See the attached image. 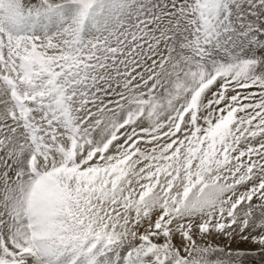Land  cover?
Returning a JSON list of instances; mask_svg holds the SVG:
<instances>
[{"label": "rangeland", "instance_id": "rangeland-1", "mask_svg": "<svg viewBox=\"0 0 264 264\" xmlns=\"http://www.w3.org/2000/svg\"><path fill=\"white\" fill-rule=\"evenodd\" d=\"M98 1L99 0H31L32 5L27 9L29 12L41 13L43 9H46L48 7L52 8L64 2H79L82 4L84 11L90 9ZM120 1H122L123 5H125V1L128 0ZM139 1L140 4L146 7L145 9H143L146 11L148 10L147 12H149V4H146L149 3V0ZM234 1L235 0H197L199 5L198 6L197 2L192 0L193 4L191 5V7L194 12L205 13L208 9L220 5L222 7H228V5H231ZM41 2H45L46 4L44 5ZM96 7L92 15L98 18L100 16L103 17V15L106 14V11L102 10L101 7L97 9ZM248 10L252 11L253 9L249 8ZM117 12H119L120 14V11ZM141 12H143V10L140 9L138 13L140 14ZM174 12V7H171L165 11L166 16H173ZM50 13L48 14L47 11L45 14H42V21H40L41 24L46 21L45 19H48L50 17L53 18V20H55L54 22L56 23L58 19L52 16V12ZM57 14H60V11H58ZM32 16L29 14L23 15L22 13L20 19L18 18L16 22L20 20L18 21L20 23L28 21L29 23L31 22L30 24H32L34 23L33 20H35V18H33ZM62 25H60L59 27H61ZM66 25L68 26V24H65V26ZM220 26L221 25L218 24V29ZM216 42H214V44ZM35 51L39 55L38 60L41 63L44 62V65L47 59L59 62L63 58L62 53L57 54L53 53L52 51H45L38 43L35 44ZM57 69L56 72H58ZM17 77L18 76L13 74V76L9 80L15 82V85H17ZM20 78H23V75ZM73 81L75 80L73 79ZM192 81L194 82L195 80ZM226 85L227 84H224L222 80L216 78L201 91H199L198 104L193 109L194 120H192L190 124H184L183 127L180 126L179 128L182 127L185 130L180 132V134L178 135L174 134V136L170 138V151V148H172L171 146L173 144L181 143L188 134L192 137L193 140L194 137L196 139H199V141L203 140L196 148V150L193 151V153L197 158H202L205 162H207L206 164H208L211 168L208 171L197 170L203 164L198 163V161L194 162L193 165L190 166L193 167V172L184 170V168L187 167L186 165H184L187 161L186 151H189L188 145L186 144L181 149V159H177L178 161H174V163H172L168 159L170 154L167 152V154L165 155L163 150L159 148H157L153 154L157 158L148 160L146 154L149 153L147 151L148 149L150 151L151 148V150H154L155 147L153 146L155 145L156 141L151 138L149 140L146 138L144 142H140L139 144H137L140 147V150H138L140 154L134 155L135 157L131 156V161L128 165L119 164L116 168L117 170L113 173L109 184L105 185L104 189H101L100 184L103 183V177L107 174L108 168H110V164L115 165L120 161V159L123 160V156L131 155L130 151H122L120 155L116 154L124 148L127 140H129L130 142V137L124 138L123 136H121L117 140V143L115 140L113 144H111L109 148L110 150L106 155L110 154L111 156H115L112 158V161L106 163L104 162V164L102 165L103 172L100 176V179L92 182L93 188H91L93 192H90V189L87 188L86 190L84 187L85 185H83V180H80L81 186H79V188L85 189L88 193H93V195L87 194L88 196H86L85 198L86 201L94 203L92 210H94L96 207L95 199L98 197L96 193L100 192L101 190L105 191L107 194L114 193L116 190L117 192H119L120 190L125 191L131 186L136 188L133 199L137 201L139 206H141V204L143 206L148 205V213L154 211H158V213H160L158 214L159 216L157 215V219L153 218L154 220H157V223H160L158 229L156 228V230H158L157 235L154 236L153 232L149 234V232L154 228L153 226L151 228L148 223L146 226L147 229L145 230L146 233L144 232L145 234L143 233L142 235L143 239L145 235H149V237L146 236L149 241H151V239L153 238V240L159 242L161 238L158 235L161 233L160 229L162 227L170 229L167 231V237L170 239H172V237H183V233L187 235L184 240H162L158 244L154 245L159 258H175L178 262L192 260L199 264H264V117H261L262 114L259 115V113H257V111L255 110L256 94L253 93V96H251V98L244 94H238L236 96V93L234 94L233 92L235 91V89L233 88L231 91H229L233 93L232 95H221V92H223L224 86ZM177 92L178 91L176 90L175 93L173 92V94L176 96ZM26 96L28 97L29 94H27ZM214 97H216L217 99ZM90 99L91 98L89 96L84 97V100L89 101ZM163 105L167 107L166 104ZM211 107L216 111L215 118L217 117V125L214 128L213 122H210L209 119L205 118V113H207L211 109ZM146 115L148 116V113ZM238 120H246L247 123L243 121V123L247 124L246 129L236 125ZM141 121L143 124L149 126L147 122L148 119H146L145 117H143ZM203 121L206 123H204ZM39 122H41V120H39ZM204 124H206V126H204ZM42 126L46 128V125L44 123L42 124ZM61 132L62 131H57L56 129L52 131V133H56L58 135H61ZM142 135L145 134L143 133ZM105 138L106 136L102 137V139ZM46 139L51 140V138L48 137ZM48 144L50 146H45L42 142L38 145L36 143H33L23 159V165L29 170V157L34 156L33 165L38 171L36 172L37 175L35 174L38 179H44V175L46 173H52L54 169L60 167V164L65 157L67 160L69 159V164H72V162L75 161V158L77 160L79 158L80 161H78L81 162L84 172L90 173V176L94 168L98 166L96 162H93L87 168L86 166L88 162H86L85 158L83 159V162V160L81 159L80 151H75V154H79H74V156L70 158L71 156L66 154L67 152H65L66 150H63V147L59 149L58 146H54L55 148L52 149L54 151H51V153L47 155V150L51 147L50 141ZM141 145H143L142 149ZM39 147L44 148V152L40 151ZM67 150L70 151L69 146H67ZM55 151L58 152L57 154L60 153V155H57ZM197 158H195L194 160H196ZM57 159L58 163H56L55 161ZM150 162L151 165L149 164ZM206 164H204L202 168H206ZM135 165H137V168L139 169L138 171L134 169L133 166ZM127 166H131V169L126 172L125 170L130 168H128ZM171 169H174V171ZM69 170L70 169H67L65 172L59 171L60 174L61 172H64L63 174H65L67 181L62 180L61 178L60 180L56 178V182H59L58 184L62 185L63 183V186H68V183H70L71 186V181H73L74 179L72 178V176L78 177L77 180L79 181V176L77 174H71L70 177L68 176L67 173L71 172ZM178 172L181 174H177ZM144 173H146V175ZM157 173H161V175H158L157 177ZM175 174L177 175L175 176V180H173ZM152 175L154 176L152 177ZM117 176L120 178V182L117 187H114L112 180H114V178ZM122 181H124L125 183L122 184ZM48 182L49 181H47L46 187L51 189ZM171 182H173V188H169L170 190L167 191L166 187ZM52 183L53 182H51L50 184ZM155 183L158 185L162 184L163 186L161 188H157L155 186ZM61 189L62 191L66 192L63 197L66 196V198H69L70 200L72 194L70 193V189ZM146 191L148 192L145 193ZM127 193H129V195H132L131 192ZM140 193H145L142 197L143 202L138 198ZM122 198L123 200H127V197L124 198V196H122ZM150 202L152 203V205L149 209ZM40 205L45 208V204ZM41 206L40 208L43 209V207ZM118 206H120L119 208L122 210L125 209V206H123V204H118ZM143 212L140 211L139 214V217L141 216V219L143 215H146L147 211L143 210ZM77 214L78 216L80 215V213ZM119 218H122V216H119ZM151 222L153 223V221ZM84 226L88 228L90 227V230L94 229L93 233H99L100 236L102 235V230H104V228L102 227L98 229L94 226ZM18 228L22 241L26 240L29 242V233L25 222H23L22 225L18 226ZM150 228L151 230H149ZM129 232L130 231L128 230L114 231V240H125L126 235ZM135 232H138V230H136ZM22 233L24 234V236H22ZM105 233L111 235L108 229ZM65 236L71 235L65 234ZM138 236H134V234L130 233L128 238L131 239ZM187 237L192 238V240ZM149 241H143L142 245L147 248L150 253H152L151 246L149 247ZM136 242H139V239H136ZM114 243L118 244L115 249L119 252H126L127 249H130L129 244H126L127 246L125 247V244L121 243L120 241H115ZM141 248V245L137 246L131 252H127L126 255H131L133 257L134 254L141 251ZM27 251L28 248H26L25 246L17 248V256L10 259L8 261V264H25V261L28 258V256H26V254L28 253ZM0 253L3 254L2 249L0 250ZM127 257L125 258L124 254L125 259L123 262H126V264H128ZM13 260L15 261L13 262ZM34 260H36V258H34ZM177 261L173 259L159 261L156 258L155 261L146 262L148 264H164L167 262L177 264ZM31 264H35V262H31Z\"/></svg>", "mask_w": 264, "mask_h": 264}, {"label": "bare ground", "instance_id": "bare-ground-1", "mask_svg": "<svg viewBox=\"0 0 264 264\" xmlns=\"http://www.w3.org/2000/svg\"><path fill=\"white\" fill-rule=\"evenodd\" d=\"M16 1L18 3V7H19L17 9V12H18L17 14L18 15L20 14L19 17H21L23 12L20 10V5L22 4L23 1L25 2V0H16ZM112 2L114 3L113 4L114 10L117 8L118 5H120V4L123 5V2L120 1V0H118V1L117 0H112ZM110 3H111V0H109V2L106 3V4L103 3L102 5H98L96 7V9L101 7V9L104 10L105 9L104 6L105 5L109 6ZM144 3H145V1H144ZM124 4L126 6L123 5V7H122L123 9H121L122 10L121 12H122L123 16L128 14L129 11L131 12L130 15L133 14V13L139 14L138 12L141 9L140 6L142 5V4H140L139 0H128V1H125ZM146 4H149V3H146ZM221 11H223V10H221ZM49 13H50V11H48V14ZM73 13H76V12L75 11L72 12V10L70 8H67V6H66L65 9L60 10V14L56 15L57 16L56 19H58L56 21V23L54 22L55 20H53V18H51V17L48 18V19H45L46 21H44L43 24H41V22H39V24L42 26V32H43L42 39L47 41L48 38H49V34H52V36H54V38H57L56 34H58L60 32L61 35H62L61 40L65 41L67 43L70 42V44L74 41V39H76V40L79 39L81 37V35H83V34H85L86 36H89L91 39L93 38L94 41H95L96 40V36H98V32H99L98 30H100V27L106 21V19L104 17H106L107 12H106L105 15H103V17L100 16L99 18L89 15V18L86 19L88 16L85 15L84 19H86V21L85 20L84 21H85V24H86V31H83V32H82V30H80V28L81 29L83 28V24H82V26H81V23L76 24V21H75L76 20V15L73 14ZM25 14L26 13H23V15H25ZM61 14H62V16H61ZM9 15H10L9 18H11V21L13 23V26L11 27V32L13 34H15V35L18 33L17 30L21 29V28H19L21 25L24 26V24H28L29 23L28 21L20 23V22H18L20 20H18L17 21L18 23H17L16 20L18 18H16L15 16H12L13 15L12 13H9ZM29 15H31V14H29ZM63 15H65V16H63ZM35 20H37V19L35 18ZM62 23L68 24V26L67 25L66 26L67 27H72V28H73V25H75L74 26L75 30H73L72 33H67L66 34L65 31L62 30L63 28L65 29V27H64L65 24L62 25ZM31 25L34 26V23H32ZM60 25H62V26L59 27ZM44 26H45V28H44ZM67 29H68V31H70L69 28H67ZM217 30H218V35H216L215 38H214V35L212 36V38L209 40L208 48L211 47L210 49H212V50H215L217 48H218V50H219V48L220 49H226L229 46L230 42H231L232 31H228L225 28V25H223V24L219 27V29L217 27ZM45 35H47V36H45ZM213 41L214 42L217 41V42L214 44ZM24 48L25 49H21L19 51V55H20V56L18 55L19 61H20L21 58L23 60L25 58V55L28 54V51H26V50H28L29 48L28 49H27V47H24ZM246 48L249 49L247 46H246ZM219 52H220V50L218 51V53ZM215 55H217V54L215 53ZM255 61L256 60L251 62V67H255V63H256ZM56 62H58V61H56ZM257 65H258V67L256 68V70H257V73H259L257 76L260 79V81L262 79L261 83H263L264 82V74H263L262 70L264 69V52H261L259 54V58L257 60ZM21 68H22V70H20V75L19 74L16 75V76H18L17 77V79H18L17 82L18 83L16 85V87H18V91H15V95L18 96L21 99H24L26 101V103H27L28 102V98H27L26 95L30 94L33 91H35L36 88L32 87L31 85L27 86L26 80L24 78L28 77L29 69L24 64L22 65V63H21ZM52 68L55 70L54 72L57 74L56 69L58 67L57 68L56 67H52ZM259 68H261V72L259 71ZM58 69H57V71H58ZM59 70H61V68ZM2 75L7 76L9 79L13 76L12 73L8 74V73H6V71H4V72L2 71ZM22 75H23V78H20ZM57 75L60 76V78H59L60 81L62 79H64V77H66V75L64 73H60V74H57ZM85 78L87 79L86 80L85 89L93 91V93H95L97 95V97L94 100H92V101H90L88 103H83V97L84 96L81 93L78 94L77 92H79V91H77V90H74L72 92L68 91L69 94L62 93L63 95L68 97L69 101L66 100L65 102H63V101L59 100V98H58V100H56V105L54 107V108H56V110H55V112L53 114L62 115V114H59V113L63 109L62 103H65L66 106L70 110H72L73 118L76 119V122H75L76 125L81 126L83 128V126H85V125H90V124H94L95 122H98V124L93 127L94 129L91 130L90 133H92V136L95 138L94 142L95 143H100L102 141V137L107 132L108 127L110 125H112V123H113L112 121L110 123H105V124L104 123H102V124L99 123V122H103V120L105 119V114L102 113L103 111H102V107H101L102 100L104 101L105 99H110V100L113 99L114 103H115L117 101V99H118L117 96H116L118 91H115L114 87H112L111 84L107 85L109 83V81H107L106 79H104V77H102V67L100 65H96L95 67L89 69L87 71V76L85 75ZM39 79H41V78H39ZM5 85L7 86V89L9 90V87H10L9 84L7 82H5ZM37 85L41 86L39 81L37 82ZM170 88L171 89H168L169 91L167 90L166 93H167L169 102L172 105H174L175 104L174 102H175L176 98H175V95L173 94V92L175 93L176 90L173 87H170ZM56 97H57V95H56ZM126 99L127 98H125V101H126ZM78 105H80L81 109L76 111ZM15 106H14L13 109L15 111L19 110L18 108H16L17 106L16 107ZM164 107L165 106L163 104H160L158 112L163 113ZM19 112H21V111L19 110ZM87 113H91L92 116L90 117V119L87 122H83L82 118ZM65 114H68V113H65ZM65 116L66 117H69V116L68 115H63V119L66 121ZM30 117L34 120V118L32 117V111H31ZM144 117L147 118L148 116L145 115ZM147 119H148L147 122L149 124V117ZM113 126L111 128H113ZM4 136H5V134H4V132H2V138L0 139V146H3V143L5 141V139H3ZM49 141H51V140H49ZM55 141L56 140H53L52 143H51L53 145V147L56 145ZM89 147H90V145H89ZM77 148H79V147L77 146ZM2 149L3 148L0 147V171H3L4 169H6V168L8 169L9 168L8 159L5 157ZM52 149L49 150L48 152L54 151ZM56 151H57V149H56ZM57 153L58 152H56V154ZM84 153L81 154V159L82 160L85 158L84 157ZM78 154L79 153H77L75 155H78ZM57 155H60V153L57 154ZM133 157H135V156H133ZM137 157H139V156H137ZM53 158H55V157H53ZM64 159L66 161L69 160V159L67 160L66 157ZM76 160L77 159L75 158V161ZM78 160H79V158H78ZM83 162H84V160H83ZM86 162H88V161H86ZM40 164H41V162H40ZM91 164H92V162H88L86 167L88 168ZM129 167H128L129 169L125 170L126 172L131 169V166H129ZM171 170L174 171V169H171ZM22 172H23L22 176H19L17 179H15V175H12V176L7 175L6 176L7 178L0 179L1 182H2V186L0 187V212H2L4 214L5 213H9V212H11V213L16 212V210L18 209L19 203H20L19 191L21 189H23L24 185L28 184V186H29L33 182L34 178L36 177L35 174H32L31 172L27 171L25 168H23ZM64 172H61V175H63L64 178L67 180L65 174H63ZM67 174L70 177V173H67ZM74 176H76V175H74ZM60 178L62 180H64V178H62L61 176H60ZM72 178H74V179H73V181H71V186H70V183H68V186H63L64 185L63 183H62V185L58 184L59 182H56L57 179L55 178V182H53L52 184L49 183V187H51L52 190L55 189L56 187L57 188L59 187L60 190H62L61 188H66V190L70 189L71 192L70 191L69 192L72 193V194H71L70 201H69V198H67L68 199V203H69V205L71 207L73 205L76 206V212L80 213V215H79L80 217L79 218L82 219L83 225L94 226V227H97L99 229V228L102 227L99 224L101 222L100 220H106V221L107 220H109V221L114 220V221H116L117 219H119V216L116 215L117 209H120L119 208L120 206H118V204H120V205L123 204V206L126 207V208L125 207L124 208H125V212H126L127 216H129L131 219L129 221V220L123 219V217L120 218V221L123 224L121 227L124 226L125 228H128V229L132 230L135 227V225L133 223H134V219L136 217V212H135L134 209L137 208V207H141L145 211V209L148 208V205H144L143 206L141 204V206H139L137 201L135 199H133V195L136 192V188L131 186L128 189H126L125 191L124 190L123 191L120 190L119 192H117V190H116L114 193H107V194H106L105 191L101 190L99 193L102 196V198L104 199L105 203H103V205H101L100 204L101 202L99 201L100 197L96 198L95 199V206L96 207H95L94 210H92L94 203L93 202L90 203V202L86 201L85 198L88 195H93V193H88V192H86L85 189H80L79 188L80 185H79V182L77 180L78 177H73L72 176ZM66 180H64V181H66ZM124 181H122L123 182L122 184L125 183ZM155 186L157 188H161L163 185L162 184L158 185V184L155 183ZM24 189H25V187H24ZM127 192H131L132 195H127L128 194ZM114 196H116V197H114ZM122 196H124V198L127 197V200H123ZM128 196H129V198H128ZM64 197L66 198V196H64ZM64 197L62 196V198H64ZM113 205H114V207H111ZM41 207H43V206H41ZM43 209H44V207H43ZM103 210H105L104 213H103ZM158 214H159L158 211L149 212V213L147 211L146 215L145 216L143 215L142 219L141 220L139 219L140 221L139 220L137 221L138 224L136 226L135 231L138 229V232H134L135 234H137V235H134V236H138V235L142 236L143 233L145 232V230L147 229V227H146L147 224L148 223L149 224L152 223L151 221H153V223L156 222V220H154V219H157V215ZM122 215H124V214H122ZM118 223H119V220H118ZM86 228H88V227H86ZM91 230L89 229V232H91ZM108 231H109V229H108ZM72 233L73 232H70L69 235L72 236ZM66 235H68V234H66ZM22 236H24V234ZM64 237L66 239H68L70 236H64ZM145 238L147 239V237L144 236L143 241L146 240ZM106 239H107L106 237L103 238L102 235L100 236L99 233L95 234L94 238L92 240L89 238L90 246L87 247L85 252L81 251L80 257L78 256V259H80L81 263L77 262V264H122L124 259L128 256V255H126L127 252L123 251L124 252L123 253L122 251L121 252L117 251L115 248L117 247L118 244L114 243L115 245L114 244L110 245L108 242H106L107 241ZM153 243H156V241L153 240V238H152L151 241H149V247L152 246ZM76 244H78V242ZM73 245L74 244H70L68 248H70V246L72 247ZM96 245H98L100 248L96 249L95 248ZM141 246H142V248H141V251L139 253L134 254L133 257L131 255L127 257L128 264H138L139 262H144V261L145 262L146 261L147 262L148 261L151 262V261H155L156 260V256L154 254L150 253L148 251V249L145 248L142 245V243H141ZM2 249L4 250L3 247H2ZM128 250L129 249H127L126 251H128ZM124 254H125V258H124ZM5 255H6V252H4V251H3V254L0 253L1 257H4ZM14 261L15 260H13V262ZM164 264H172V263L167 262V263H164Z\"/></svg>", "mask_w": 264, "mask_h": 264}, {"label": "water", "instance_id": "water-1", "mask_svg": "<svg viewBox=\"0 0 264 264\" xmlns=\"http://www.w3.org/2000/svg\"><path fill=\"white\" fill-rule=\"evenodd\" d=\"M152 5H153V1L152 0H149V14H152V12H151V8H152ZM148 6V5H147ZM144 8H145V6H144ZM8 9V5L6 4V3H3L2 1H1V3H0V14L1 13H3L4 12V10H7ZM146 11V10H145ZM130 11L128 12V14H126L125 16H122V18H121V20H122V22H121V27L119 28V30H126V29H128V30H133V31H135L136 32V29H137V23H136V21L140 18V15L139 14H136V13H133V14H131L130 15ZM111 22V23H110ZM112 22H114V23H112ZM113 24V25H112ZM117 23L114 21V20H112V19H110V21H108V24H107V27H109V26H112V27H114L115 28V25H116ZM162 26V25H161ZM161 26H159V35H160V38L162 37V36H164V40L165 41H167L168 43H169V46H170V48L173 46V43L171 42V33H170V31L169 30H166V28L164 27V28H162ZM6 29H7V27H6ZM16 30V29H15ZM5 34H7V36L8 37H13L16 41L17 40H26V38H24L23 36H21V34H18V35H20V36H18V35H15V34H13V33H11V30H9L8 32H6ZM170 37V40H169V37ZM173 36V35H172ZM174 36H176V34L174 35ZM134 41H136V40H134ZM85 50L89 53V55H90V53H91V51H88V50H90L88 47H86L85 48ZM151 51L153 50L152 48L150 49ZM149 55V54H148ZM147 57H149V56H147ZM97 58V57H96ZM96 58H94V60L96 61ZM251 60H250V62H249V66L251 67V62H253L254 60H256L255 62L257 63V60H258V58H256V57H251L250 58ZM92 61H93V58H92ZM100 62H104L102 59H100ZM247 66H248V64H247ZM259 70H261V68H259ZM264 70V69H263ZM263 70H262V72H263ZM263 74H264V72H263ZM0 92H2V90H0ZM4 92H5V90H4Z\"/></svg>", "mask_w": 264, "mask_h": 264}]
</instances>
